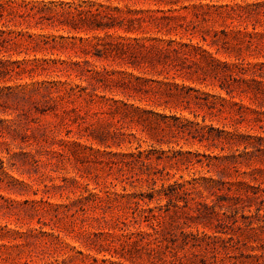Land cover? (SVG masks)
Returning <instances> with one entry per match:
<instances>
[{"label": "rangeland", "instance_id": "374dc122", "mask_svg": "<svg viewBox=\"0 0 264 264\" xmlns=\"http://www.w3.org/2000/svg\"><path fill=\"white\" fill-rule=\"evenodd\" d=\"M178 43L169 64L128 51ZM262 61L264 0H0V264H264V66L225 64ZM173 81L191 100L156 92Z\"/></svg>", "mask_w": 264, "mask_h": 264}, {"label": "trees", "instance_id": "16d2710c", "mask_svg": "<svg viewBox=\"0 0 264 264\" xmlns=\"http://www.w3.org/2000/svg\"><path fill=\"white\" fill-rule=\"evenodd\" d=\"M36 7L38 9L41 8V6L33 4L31 6V9L34 10ZM11 8H13V6H11ZM14 9L16 10L15 7H14ZM79 13H82V12L80 11ZM88 13L90 15H95V13L92 10H89ZM97 26H99V25H97ZM45 42H48L47 38L45 39ZM190 46L193 47V49H195V50L199 49L201 47V45H199V43H197V44L192 43V44H190ZM133 48H134V46L131 48L129 47L128 51H130L131 52L130 54H132L133 56H136V59H134V60H138L137 58L140 57V58H144V59L147 58L146 60L150 61L151 63L161 62L163 64H169L168 58H169L170 52L176 53L177 57H179V53L181 51H183L182 43H178V46H162V47H157L156 49H154V47L150 46V45L144 46V49H146V50H137V48H136V50H133ZM138 54H140L142 56H138ZM51 60H52L51 62L45 60V61H47L46 63H49L47 68L51 67L52 66L51 64H54V70H61V69L65 68V66L61 67V65L65 62L64 60H59V59H55V58H53ZM211 60H214V59L211 58ZM41 63L44 64V62H41ZM41 63H38L36 61V62H34V67L26 68V69H29V70L34 69L35 67H39L41 65ZM225 64L230 66V67H238V68H241V70H243V69H246V67L248 69L251 65L257 66V67L258 66H264V61L259 62V63H254V64H252L250 62H239V63L233 62L230 64H229V62H225ZM230 76L232 78L235 77L233 74V71L231 72ZM172 77L175 78L174 75ZM140 79L141 78L139 76H136V77H134V79H128L127 81L124 80V84L127 86L128 89L139 90L137 87L138 85H137V83H134V80L139 82ZM64 82L65 81H62L61 78H56L53 80L54 84H62L63 86L65 84ZM163 84L165 86L157 89L156 92L159 91V92H161V94L167 93L170 97H172V98L175 97L177 100H181V101H183L184 98H186L187 101L191 100L189 95L182 92V89L185 86H181L179 83L174 82V81L173 82H164ZM70 88L72 89L73 87L71 86ZM150 88L155 90V86L150 85ZM66 89H67V87H65V90ZM197 97H199V96H197ZM215 105H216V103L214 101H211V103L209 104V106L211 108H214ZM112 106H113V109L116 110V112L120 113L122 115V117L129 122L141 123L145 119H147V117L145 116L146 111L144 109H142L140 106L135 105L134 103L129 104L126 101H121V103H120L119 100L114 99ZM178 119H179V117L175 116V120H178ZM187 125H188V121H186V122L175 121L172 124V126L177 131L176 132L177 134L180 132H184L185 129L187 128ZM200 129L202 132L201 133L202 136H204L207 139H210V138L212 139L213 135H212L211 131L214 129V126H210L207 130H205L206 129L205 126H201ZM122 134L125 135L124 132H122ZM129 134L133 135L134 132H131ZM193 137H196V135H193ZM185 153H190V151L189 152H183L182 150H177L176 152H174L172 157L175 158L176 163L179 161H184L185 158H188V156H186ZM131 155L134 157H137L139 162L143 165L144 163H146V160L142 159V157L148 156L149 152H145V151L139 149L138 153L133 152V153H131ZM198 161H201V159H197V162ZM188 162L191 163L192 159L189 158ZM137 179L140 180L141 178H137ZM196 181H197V177H193L191 180H188L187 182H178L177 180H175L173 183L169 184L168 189L173 190L175 193L183 196L184 198H188V195L191 193V189L193 187V184ZM124 189H125V186H124ZM92 195H93L92 197H94L93 199L96 200V203H95L96 205H99L102 207H108V206H110V203H112L111 202L112 199H111L109 193H107L106 195H100L97 193H94V194L92 193ZM141 195H142L141 197L134 195L135 199L131 201L132 204L135 205L134 217L135 218L137 216L142 217V218H144L145 221H149L152 218H156L158 215L155 214L154 212H152L151 214L146 213V208L144 207V204H143V203H146L145 197L143 196V193H141ZM236 197H239V196H236ZM82 198L88 199V196L80 197L78 200L81 202ZM205 205L208 206L207 203H205ZM139 234H141V232ZM160 246H161V244H157L156 247H152V246H148V245L144 244V245H142V249H145L147 251V254L152 256L154 259V258H157V257H159L165 253V251L161 249L162 246H161V248H160Z\"/></svg>", "mask_w": 264, "mask_h": 264}]
</instances>
